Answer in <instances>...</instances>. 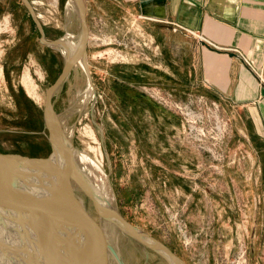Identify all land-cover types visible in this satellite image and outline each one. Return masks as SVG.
<instances>
[{
	"label": "rangeland",
	"instance_id": "obj_1",
	"mask_svg": "<svg viewBox=\"0 0 264 264\" xmlns=\"http://www.w3.org/2000/svg\"><path fill=\"white\" fill-rule=\"evenodd\" d=\"M86 13L89 40L85 62L74 68L52 103L57 121L73 130V147L102 164L117 214L185 264H264L258 239L248 234L254 222L248 221L246 200L239 199L237 205L228 207L215 199L199 201L198 188L185 191L189 197L183 200L180 189L164 185L167 178L160 172L161 165L167 163L169 145H180L207 158L212 173L207 177L218 179L230 161L224 152L230 134L228 117L220 109L223 156H211L190 139L195 132L190 134L183 116L173 108L172 104L184 101L150 90L144 94L145 108L141 110L133 88L134 67L141 51L139 24L134 16L113 6L86 7ZM80 33L72 0H0L1 154L52 155L44 121L45 101L66 64L55 48L68 35L78 37ZM120 67L129 69L123 73V81L119 79ZM89 87L93 97L87 99ZM158 106L175 114V121L166 123ZM196 112L204 117L209 137L215 135L217 114L213 109L197 108ZM149 135L154 136L152 140ZM198 174L196 170L176 177L198 182L204 173ZM77 184H72L74 192L104 241L107 264H171L122 229L101 223L91 199ZM210 191L216 193L213 187ZM225 208L228 212L232 208L231 217L221 213Z\"/></svg>",
	"mask_w": 264,
	"mask_h": 264
},
{
	"label": "crops",
	"instance_id": "obj_2",
	"mask_svg": "<svg viewBox=\"0 0 264 264\" xmlns=\"http://www.w3.org/2000/svg\"><path fill=\"white\" fill-rule=\"evenodd\" d=\"M85 3L87 9L116 7L120 13L134 16L139 24L141 51L133 78L140 102L137 107L145 108L146 92L161 90L177 101L203 97L218 104L228 117L230 134L224 152L230 161L218 179L207 177L212 176L207 158L180 145H169L165 151L167 163L161 165L160 172L167 178L164 185L180 189L183 200L189 197L185 191L197 188L199 201L215 199L228 207L237 205L239 199L246 200L248 221L254 222L248 234L258 239L264 253V0ZM119 71L123 81V73H129V69L120 67ZM152 105L157 106L154 102ZM158 108L164 112L161 115L166 123L175 121V114ZM153 137L149 135L150 140ZM196 170L199 176L204 173L198 182L176 177ZM212 187L215 194L208 193ZM222 211L233 215L232 208Z\"/></svg>",
	"mask_w": 264,
	"mask_h": 264
},
{
	"label": "water",
	"instance_id": "obj_3",
	"mask_svg": "<svg viewBox=\"0 0 264 264\" xmlns=\"http://www.w3.org/2000/svg\"><path fill=\"white\" fill-rule=\"evenodd\" d=\"M72 1L77 8L84 36L77 57L71 62H66L61 76L46 95L44 121L50 133L53 153L48 158L0 153V212L16 210L39 220L48 237L49 251L54 264H107L102 251L104 241L101 240L98 228L83 202L74 192L72 186L74 176L81 180L82 189L91 199L98 217L106 220V215L99 210L94 194L78 175L70 160L66 159L67 166L64 163H60V166L59 163L53 162L54 143L58 139L61 141L65 139L54 112L52 99L77 66L80 58L86 56L89 40L85 2ZM28 7L30 8L29 5ZM112 223H122L131 237L142 242L169 263L185 264L161 244H151L148 236L119 214ZM0 264L4 263L0 261Z\"/></svg>",
	"mask_w": 264,
	"mask_h": 264
},
{
	"label": "bare ground",
	"instance_id": "obj_4",
	"mask_svg": "<svg viewBox=\"0 0 264 264\" xmlns=\"http://www.w3.org/2000/svg\"><path fill=\"white\" fill-rule=\"evenodd\" d=\"M83 36V30L78 37L68 35L63 44L56 45V48L53 45V47L61 52L66 62H71L77 57ZM84 59L85 57H81L78 64H84ZM92 89L89 87L86 95L87 99L93 97ZM59 126L65 140L58 139L54 143L55 156L53 162L59 163L60 166V163H64L67 166L66 161L70 160L69 162L77 169L78 175L94 194L99 210L106 215V220L102 219L100 222L115 228L118 227V229L126 232L127 228H124L122 223H112L118 214L112 190L102 173V164L93 160L86 152L83 151L84 154L76 150L71 139L73 130L68 129V127L65 128L62 123H59ZM73 178L81 185L79 178L76 176ZM76 238L77 233L75 234ZM149 241L151 244L158 245L153 239ZM0 261L4 264H54L49 251L48 237L44 233L39 220L28 217L16 210L0 212Z\"/></svg>",
	"mask_w": 264,
	"mask_h": 264
},
{
	"label": "built area",
	"instance_id": "obj_5",
	"mask_svg": "<svg viewBox=\"0 0 264 264\" xmlns=\"http://www.w3.org/2000/svg\"><path fill=\"white\" fill-rule=\"evenodd\" d=\"M174 109H177L183 116L184 121L188 124V129L190 134L195 132L194 135H190L196 145L209 153L211 156L214 154H219L223 156L222 143H223V123L219 119L218 113L220 112V106L214 102H209L205 98H190L188 101L183 103L172 104ZM204 107H210L217 114L215 116V128L216 133L213 136L208 135L206 128V121L201 114H197V108L201 109ZM243 255L241 258H243ZM245 262V261H244Z\"/></svg>",
	"mask_w": 264,
	"mask_h": 264
}]
</instances>
